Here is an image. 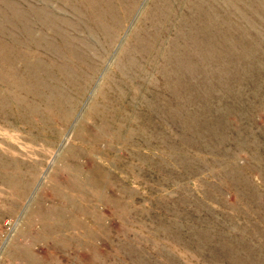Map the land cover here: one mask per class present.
Instances as JSON below:
<instances>
[{
    "label": "rangeland",
    "instance_id": "1",
    "mask_svg": "<svg viewBox=\"0 0 264 264\" xmlns=\"http://www.w3.org/2000/svg\"><path fill=\"white\" fill-rule=\"evenodd\" d=\"M0 264H264V0H0Z\"/></svg>",
    "mask_w": 264,
    "mask_h": 264
},
{
    "label": "bare ground",
    "instance_id": "2",
    "mask_svg": "<svg viewBox=\"0 0 264 264\" xmlns=\"http://www.w3.org/2000/svg\"><path fill=\"white\" fill-rule=\"evenodd\" d=\"M45 59H47V58H45ZM7 73H8V72H7ZM35 73H36V72H35ZM25 75H26V74H25ZM27 77H28V76H27ZM10 78H11V77H10ZM34 90H35V89H34ZM34 90H33V91H34ZM77 90H78V89H77ZM31 92H32V91H31ZM31 92H30V93H31ZM38 92H39V91H38ZM38 92H37V94H38ZM34 94H35V93H34ZM32 95H33V93H32ZM40 95H42V92L40 93ZM43 95H45V94H43ZM76 96H77V95H76ZM37 97H38V96H37ZM8 99H9V98H8ZM36 99H37V98H36ZM41 100H42V99H41ZM39 102H40V101H39ZM45 103H46V102H45ZM10 104H11V103H10ZM44 105H45V104H44ZM51 110H53V109H51Z\"/></svg>",
    "mask_w": 264,
    "mask_h": 264
}]
</instances>
